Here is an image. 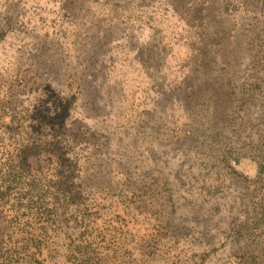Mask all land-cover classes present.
Listing matches in <instances>:
<instances>
[{
    "label": "rangeland",
    "instance_id": "rangeland-1",
    "mask_svg": "<svg viewBox=\"0 0 264 264\" xmlns=\"http://www.w3.org/2000/svg\"><path fill=\"white\" fill-rule=\"evenodd\" d=\"M17 77L36 116L67 99L113 204L143 195L133 257L148 234L152 264L264 251V0H0V81Z\"/></svg>",
    "mask_w": 264,
    "mask_h": 264
},
{
    "label": "trees",
    "instance_id": "trees-1",
    "mask_svg": "<svg viewBox=\"0 0 264 264\" xmlns=\"http://www.w3.org/2000/svg\"><path fill=\"white\" fill-rule=\"evenodd\" d=\"M25 79L0 81V264H152L162 239L139 238L135 258L127 238L136 217L146 215L133 201L143 195L129 194L130 204H138L135 213L113 204L120 183L94 182V149L81 158L84 138L80 128H67V99L36 116L29 102L19 100L28 91ZM55 98L49 91L46 101L56 104ZM160 213L152 217L154 232ZM255 253L245 254L243 264H264V251ZM207 258V252L199 256V264Z\"/></svg>",
    "mask_w": 264,
    "mask_h": 264
}]
</instances>
